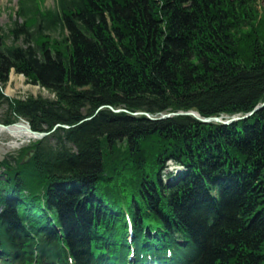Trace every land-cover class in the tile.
I'll return each instance as SVG.
<instances>
[{"label":"trees","instance_id":"obj_1","mask_svg":"<svg viewBox=\"0 0 264 264\" xmlns=\"http://www.w3.org/2000/svg\"><path fill=\"white\" fill-rule=\"evenodd\" d=\"M41 9L19 2L24 45L0 34V84L14 70L55 94L11 107L34 131L70 128L55 132L53 145L37 143L28 164V149L14 168L0 164L2 238L40 260L54 251L91 259L92 246L122 256L131 246L127 209L141 250L177 235L195 264H264V108L229 127L191 117L150 122L109 108L253 111L264 102L257 0H60L53 13ZM51 28L60 40L46 35ZM167 160L183 168L170 187L159 178ZM147 222L166 236H143ZM42 239L57 251H34Z\"/></svg>","mask_w":264,"mask_h":264},{"label":"rangeland","instance_id":"obj_2","mask_svg":"<svg viewBox=\"0 0 264 264\" xmlns=\"http://www.w3.org/2000/svg\"><path fill=\"white\" fill-rule=\"evenodd\" d=\"M20 0H0V34L3 33L5 35H9V37L6 39V43L11 45V43L15 44L16 47H20L21 45H24V39L25 35L22 34V30L20 26L23 24L22 20L19 19V17L16 15L19 7ZM37 3L42 7V10H46L48 8H51V12L54 10H57L58 7V0H37ZM257 9L260 13V16L264 17V0H257ZM61 16V15H60ZM17 23L19 25L18 32L15 36V34L10 33L9 30L14 29L13 24ZM3 32H2V30ZM15 32V31H14ZM46 35H48L51 38V41H53L55 38L57 40H60V32L55 29L51 28L50 30H46ZM10 33V34H9ZM0 88L2 89V97H0V124L3 125H15V124H29L32 128V124L30 123L29 119L24 118L22 115H19V113H15L11 111V107L14 108V105H17V103H25L28 104L31 101H49L53 102L56 101L55 94L51 91L41 87L39 84H32L29 82L26 77L22 74L16 73V71L12 70L9 74L8 81L5 85L0 84ZM110 108V107H109ZM264 108V102L258 104L253 111L245 114V115H224L221 114L217 117H203L198 111L196 110H189V111H177V112H162V113H149L146 111H138L136 113L126 111L124 109L118 108H110L113 113H125L128 116L132 117H145L150 122H164L166 120H171L178 117H191L192 119L203 123L199 121L196 117L191 115V113L198 114L201 118L208 119V118H217L220 119V122H210V123H203V124H213L217 126H225L229 127L233 124H236L238 122H243L248 120L250 117L254 116L257 112H259L261 109ZM105 109L104 106H102L96 114L100 111ZM87 112H84V115H86ZM96 114L94 116H96ZM236 118V119H233ZM88 120V119H87ZM86 120V121H87ZM90 120V119H89ZM225 122H229V124H225ZM68 126L59 125L56 127L57 130H53L49 133L46 131V127H37V130L41 131H34L33 138L30 139L28 142L21 143L19 142V145H15L17 142V139L11 137L7 133H3L0 135V164L3 163H12L11 166L14 168L15 163L14 160L18 158L20 153L24 150L28 149V156L22 161L23 165L28 164L31 157L35 154V145L37 143L44 144L45 140H49L50 145H53L55 143L54 141V133L58 130H68ZM61 131H58V134ZM39 135V136H38ZM40 135H42L40 137ZM124 141L128 142V138H125ZM152 142V138L148 139V142ZM123 144L127 145L126 142H123ZM138 145V144H137ZM135 145L133 147V150L137 147ZM124 148V146H123ZM26 162V163H24ZM168 164L170 165L169 169H166ZM5 169V167H3ZM4 169L0 171V178H4L3 172ZM175 166L172 163H169V160H167V163L165 164V168L163 169V172L160 173V180L164 184H168L170 181V176H173ZM6 171V170H5ZM178 170H176L177 172ZM70 182V181H68ZM67 183V181H65ZM67 185H70L67 184ZM137 248V247H134Z\"/></svg>","mask_w":264,"mask_h":264},{"label":"bare ground","instance_id":"obj_3","mask_svg":"<svg viewBox=\"0 0 264 264\" xmlns=\"http://www.w3.org/2000/svg\"><path fill=\"white\" fill-rule=\"evenodd\" d=\"M29 124H15L12 126H9L8 128L3 127V125H0V135L3 133L9 134L11 137L17 139V143L15 145H19V142L24 143L28 142L30 139H32L33 135L28 130Z\"/></svg>","mask_w":264,"mask_h":264},{"label":"water","instance_id":"obj_4","mask_svg":"<svg viewBox=\"0 0 264 264\" xmlns=\"http://www.w3.org/2000/svg\"><path fill=\"white\" fill-rule=\"evenodd\" d=\"M191 115H193L194 117H196L199 121L203 122V123H210V122H220L221 120L220 119H217V118H208V119H204V118H201L198 114H194V113H191ZM233 119H236V118H233ZM225 124H229V122H225ZM32 133V132H31ZM34 135L37 136V134L33 133ZM39 136V135H38ZM42 135H40L41 137Z\"/></svg>","mask_w":264,"mask_h":264}]
</instances>
